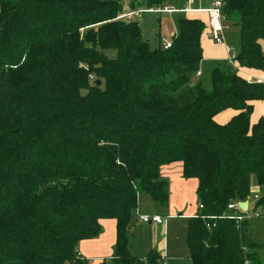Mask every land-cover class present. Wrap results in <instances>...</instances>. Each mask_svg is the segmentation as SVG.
I'll use <instances>...</instances> for the list:
<instances>
[{
  "label": "trees",
  "instance_id": "16d2710c",
  "mask_svg": "<svg viewBox=\"0 0 264 264\" xmlns=\"http://www.w3.org/2000/svg\"><path fill=\"white\" fill-rule=\"evenodd\" d=\"M123 8L0 0V264H89L77 245L99 236L103 219L115 221V240L97 264H163L156 250L140 257L129 242L140 193L167 206L160 168L173 162L197 180L202 205L185 224L189 264H264L252 221L237 225L225 213L254 188L253 209L264 216V119L250 122L264 83L228 64L211 70L210 89L191 85L207 23L183 13L171 47L152 48L137 21L118 18ZM222 11L237 15L233 61L264 71V0H224ZM227 109L236 114L217 123Z\"/></svg>",
  "mask_w": 264,
  "mask_h": 264
},
{
  "label": "rangeland",
  "instance_id": "374dc122",
  "mask_svg": "<svg viewBox=\"0 0 264 264\" xmlns=\"http://www.w3.org/2000/svg\"><path fill=\"white\" fill-rule=\"evenodd\" d=\"M120 1L124 6H127V0ZM210 1L211 0H199V4L203 7H209ZM173 6L180 7L186 5L183 3H177L173 4ZM181 15H183V13L142 12L135 19L138 21L141 28L142 39L148 42L150 47L154 48L159 45L162 46L163 39L171 41L172 36L177 31L176 21ZM236 16V14H233L230 18H227L222 22L224 27L223 43H226L228 47L232 48V52L234 51V53L239 50L240 47L239 35L237 31L238 28L234 23L236 21ZM203 39L207 43V32L204 33ZM262 49L264 51V41L262 42ZM105 53L111 57L115 55V52L112 50H106ZM201 64L202 68L205 69L206 74L208 70L207 67L210 65V62L205 58L202 60ZM217 64L221 69H227L226 59L217 61ZM201 78L202 85L206 87L207 90L210 89V74L209 76L204 75ZM181 168L182 165L180 162H173L166 167L160 168V174L167 182V206H160L145 193H140L138 196V207L143 209L145 212H158L166 218L165 221L168 227V232L165 237L156 227L153 228L154 226L143 230L136 227L133 228L130 235V249L138 256H141L140 254L144 255V252H146L149 248H157V245H160V243L164 240L163 238H165L167 250L165 253L166 258L163 259V264H189L184 238L187 219L184 215L192 214L194 211L198 210V201L195 194L197 180L195 178H183L181 176ZM254 191V188H252V193L249 197L250 202L253 200ZM101 233L96 238L99 241L102 239V250L105 251L104 256H108L104 258L109 259L112 256L114 243L110 245L112 243V235L109 237V230L106 222H104L103 231ZM88 260H91V264L98 263V261H94L92 258Z\"/></svg>",
  "mask_w": 264,
  "mask_h": 264
},
{
  "label": "crops",
  "instance_id": "0c3cea01",
  "mask_svg": "<svg viewBox=\"0 0 264 264\" xmlns=\"http://www.w3.org/2000/svg\"><path fill=\"white\" fill-rule=\"evenodd\" d=\"M212 1L213 0L210 1V5H211ZM182 3L184 5H186V6H180V7H176V8L188 9V10L186 12H176V13H184L187 18H195V19H199V20L203 21L204 23L205 22L207 23V19H208L207 18V13L204 10L207 9L208 7L200 6L199 0H186V1H183ZM170 6H173V5H170ZM124 7H127V6H124ZM225 20H226V18L224 16V19L222 20V22L225 21ZM135 21H136V19H135ZM205 32H207V35H208L207 43L203 39ZM223 37H224V31H223ZM200 43H201V47H202V51H203V60L205 58L208 59L209 62H210V65L207 67L208 70H207V73L205 74V69H203L202 68V64H200L199 75H197L195 73V74L191 75V77H190L191 84L194 83V82H197V81H200L202 83V80H201L202 78L201 77H203L204 75H208L209 76L211 70L214 67H219V65L217 64V61H219V60L226 59L227 67H228L229 57L231 55L234 56L238 52V50L235 53H234V51L232 52V48H231V53H227L226 48L228 46L226 45V43L216 44L215 42H213L211 40V37H210V34H209V29L207 27L205 28V31L203 32V34H202V36L200 38ZM234 63H233V65L236 68L237 73L240 76H242L243 78H245L246 80H248L250 82H262V83H264V71L239 67L236 62H234ZM221 70H224V69H221ZM204 88L207 89L206 87H204ZM235 114H236L235 110L227 109V110L221 111L218 114H216L215 117H214V120L217 123H219V124H224ZM260 118L264 119V99L263 100H257V101L253 102V108H252V112H251V115H250V122L251 123H256ZM168 165H164L162 167H166ZM197 211L198 210L194 211L192 214H185L184 216L187 219L188 217L194 216ZM155 213L159 214L156 211H154V212H145L143 209L137 207V209L135 211V218L132 221L131 230L133 228H135V227L143 230L145 228H149V227L154 226L153 228L156 227L163 234V236L165 237L166 233L168 232V227L166 225V221H165V225H157V224H154V223H142L139 220V216L140 215H151V214H155ZM104 222H106V224L108 226L109 237H110V235H112V243L110 244V245H112L114 243V240H115V221L113 219L101 220L100 223H101V226H102V231H103ZM250 227L252 229V233H253L254 237L256 239H258L259 241H263L264 242V221H262L260 219H255V220H253L251 222ZM163 239H164L163 242L160 243V245H157L158 247L156 246L157 248H149V249H147V251L144 252V255L150 249H154V250H156L157 252H159L163 256V259H165L166 258L165 253H166V250H167V245H166L165 238H163ZM97 240L98 239L96 237H95V239L94 238L85 239V240H81L78 243V245H77L78 256L80 258H82V259H86L89 262V264L92 263L91 260H88L90 258L94 259V261L100 262V261H102L104 259H107V258H104V257H108V256H104L105 255V251L102 250V239H101V241H99V240L97 241ZM134 254H136V253H134ZM140 255H141L140 257L144 256L142 254H140ZM88 257H90V258H88ZM163 263H164V260H163Z\"/></svg>",
  "mask_w": 264,
  "mask_h": 264
},
{
  "label": "built area",
  "instance_id": "2783aa9c",
  "mask_svg": "<svg viewBox=\"0 0 264 264\" xmlns=\"http://www.w3.org/2000/svg\"><path fill=\"white\" fill-rule=\"evenodd\" d=\"M224 0H213L211 5L205 9L204 11L207 13V28L209 29V34L211 40L216 44H222L224 42L223 37V25L222 20L224 19L223 14ZM188 9H179L174 6H166L162 8H149V9H130L128 7H124L122 13L119 15V19L131 21L135 20L136 17L140 15L142 12H166V13H176V12H186ZM162 47L164 49L170 48L172 44V40H162ZM227 53H231V48H226ZM229 64L232 65L233 68L234 61L233 55L229 57ZM235 64V63H234ZM236 69V68H235ZM199 75V71L196 72ZM258 199V194L255 192L253 194V200L250 202V198H247V208L244 210L239 206V203L236 200H232L227 204L225 213L229 217L235 220L237 225H239L243 221H253L255 219H261L264 221V216H262L259 210H254L253 205ZM202 207L201 204H198V209ZM139 220L142 223H154L157 225H165V218L159 214H151V215H140Z\"/></svg>",
  "mask_w": 264,
  "mask_h": 264
},
{
  "label": "water",
  "instance_id": "95a60500",
  "mask_svg": "<svg viewBox=\"0 0 264 264\" xmlns=\"http://www.w3.org/2000/svg\"><path fill=\"white\" fill-rule=\"evenodd\" d=\"M101 84V81L100 80H95V85L96 86H99ZM193 84V83H192ZM191 84V85H192ZM239 206L242 208V209H246L247 208V201H243L242 203H239Z\"/></svg>",
  "mask_w": 264,
  "mask_h": 264
}]
</instances>
